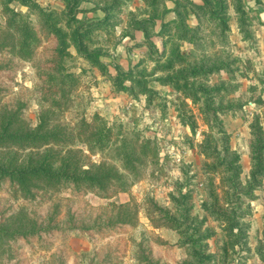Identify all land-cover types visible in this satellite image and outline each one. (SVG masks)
Here are the masks:
<instances>
[{
  "label": "trees",
  "instance_id": "trees-1",
  "mask_svg": "<svg viewBox=\"0 0 264 264\" xmlns=\"http://www.w3.org/2000/svg\"><path fill=\"white\" fill-rule=\"evenodd\" d=\"M12 1L0 0L5 17V24L0 25V186L7 188L16 203L8 209L0 208V264H32L28 252L38 250L50 252L40 264H123L122 256L127 246L122 240L123 230L133 224L135 215L128 205H117L110 200L144 178L148 166L158 164L159 152L157 144L146 138L137 127H128L118 120L111 121L98 111L93 112L91 117L87 115L83 94H77L86 68L80 67L77 71L75 65L78 58L88 61L110 81L116 92H127L132 98L145 95L151 102L158 95L146 70L139 69L144 59L129 70L116 65V73L113 74L102 60L104 51L96 47L99 33L111 35L115 32L119 24L117 14L130 0H61L64 4L61 11L42 6L36 0H20L28 8L25 12L12 8ZM149 1L150 6L156 9L159 0ZM84 3H94L91 11L100 9L104 12L103 17H78L79 12L88 11L83 9ZM234 4L236 12L243 17L245 11L241 0H235ZM191 6L199 17L202 11L217 20L225 32L228 7L223 0H203V4L197 5L192 2ZM181 8L186 9L187 5L178 1L175 8L178 17L163 23L162 27L166 29L174 23L181 41H194L197 39L195 27L185 25V13ZM156 16L159 15L154 12L152 18L135 20L133 25L145 34L144 41L149 48L146 55L155 62L151 74L164 70L165 74L157 77L161 83L172 85L194 101L204 98L205 119L211 124L219 110L235 105L218 104L214 100V92L221 86L200 82L198 78H208L212 73L228 68L227 64L220 60V63L190 64L188 68L175 70V60L182 57L179 46L173 47L171 55L166 57L167 63H161L168 42L163 41V49L160 50L146 29L155 25ZM26 63L33 68L32 89L20 85L14 100L2 101V92L6 88L3 75L8 73L11 80L16 78L15 75ZM13 72L15 75L11 74ZM30 91L36 95L40 106L36 124L24 116L29 107ZM250 101L264 105L260 96L252 95ZM78 105L82 107L73 125L60 120V115L75 106L78 108ZM182 120L189 122L193 132L196 131V122L183 116ZM252 131L255 134L251 143L252 168L245 189L241 188L239 181L242 173L240 156L228 150L220 156L216 146L212 145L214 139L206 141L209 148L207 154L216 159L208 168L215 170L223 167L230 192L234 190L238 202L242 201L240 194H249L253 198L264 183V132L259 121L252 125ZM218 132L222 133L226 149L229 135L223 126ZM93 155H100L101 160L93 161ZM62 188L70 191V195L65 197V217L61 216L63 200L54 199L52 193ZM89 194L108 200L109 206L98 204L91 209L89 205L87 208L77 206ZM211 195L218 203L216 192L211 190ZM191 197L192 191L182 190L181 187L178 196L171 195L175 212L158 205L155 211L158 220L182 235L178 244L189 251L193 260L186 259L181 264H208L209 255L204 254L202 246L205 243L202 240L210 237L211 233L202 235L204 222L192 215ZM19 199L28 206L20 204ZM204 207L218 219L228 222L226 233L234 243L247 244V228L244 229V222L241 221L245 215L240 214L239 209L234 211L239 214L231 217L227 210H210L212 206L208 204ZM75 233L87 236L93 247L70 259L64 247ZM112 239L115 248H112ZM58 241L60 244L54 249ZM142 242H136L137 246L142 247ZM8 246L11 249L5 251ZM105 247L106 250L101 252ZM260 252L264 259L261 249ZM136 256L142 264H160L145 250Z\"/></svg>",
  "mask_w": 264,
  "mask_h": 264
},
{
  "label": "rangeland",
  "instance_id": "rangeland-1",
  "mask_svg": "<svg viewBox=\"0 0 264 264\" xmlns=\"http://www.w3.org/2000/svg\"><path fill=\"white\" fill-rule=\"evenodd\" d=\"M36 1L45 7L59 11L64 9L61 0ZM178 1L187 5V8H181V11L185 13L183 15L185 25L195 27L197 39L195 38L194 41H181L174 23L169 24L166 29L162 27L163 23L178 17L175 10ZM223 1L228 7L225 32L221 30L217 20L202 11L199 17L193 10L191 3L203 4V0H159L156 9L150 6L149 0H130L122 8V12L117 14L119 24L115 32L111 35L105 32L99 33L96 47L104 51L102 60L111 73H116V65L129 70L144 59L139 69L146 70L151 85L158 92L151 102L147 101L145 95L135 99L127 92H116L110 81L102 76L97 68L91 67L88 61L82 58L76 61L77 71H80V67L86 68L82 87L78 88L80 90L77 94H83V106H87V115L91 117L93 112L98 111L111 121L118 120L128 127H137L146 138L152 139L157 144L159 152L158 164L148 166L144 178L136 182L128 191L119 192L110 200L117 205H128L135 215L133 224L123 230L125 233L122 240L127 245L126 252L122 256L123 264H142L136 254L141 255L143 250L150 253L160 264H181L186 259L193 260L189 251L178 244L182 237L181 233L158 220L155 211V206L158 205L175 212L171 195L178 196L181 187L182 190L192 191V215L204 222L202 235L211 233L210 237L202 240L205 243V246H202L204 254L209 255L206 261H209L208 264L229 262L264 264L260 252L261 249L264 253V183L262 188L256 190L253 198L249 194H240L242 201L238 202L234 190L230 192L226 181L227 173L223 167L215 170L208 168L216 159L207 154L209 148L206 144L209 138H213L212 145L216 146L220 156L226 154L227 150L240 156L242 173L239 181L241 188L245 189L252 168L251 143L255 139L252 125L259 121L264 132V105L250 101L252 95L264 99V0H241L245 11L243 17L235 10V0ZM10 6L24 12L28 10L20 0H13ZM82 7L88 11L79 12L77 15L80 18L87 16L97 19L104 15L100 9L91 11L94 3H84ZM154 12L159 15L154 17L155 25L146 29L160 50L163 49V41L168 42L161 63H167L166 57L171 55L173 47L179 46L182 57L175 60V70L188 68L190 64L211 65L216 61L220 63V60L227 64L228 68L214 72L208 78L202 76L198 78L200 82L221 86L220 90L214 92V100L218 104L235 105L232 108L227 105L229 108L219 110L217 118H213L211 124L205 119L204 98L200 97L199 101H194L172 85L161 83L157 77L164 75V70L151 74L155 62L146 55L149 48L144 41L145 34L142 30L135 29L133 25L135 20L152 18ZM4 24L5 17L0 4V25ZM11 74L15 75L14 72ZM15 76L16 78L11 80L8 73L3 75L6 88L2 92V101L11 98V101L14 100L20 85L32 89L34 77L31 64L26 63ZM28 96L29 107L24 116L26 120L36 124L40 106L36 95L30 91ZM78 106L60 115V120L73 125L81 111L82 106ZM182 116L197 123L195 132L189 122H183ZM220 126H223L229 135L226 149L222 142V133L218 132ZM91 159L97 162L101 160V156L93 155ZM211 190L216 192L218 203L213 200ZM226 192L230 194L227 195ZM52 193L54 199L63 200L61 216L65 217L67 213L65 197L70 195V191L62 188ZM9 198L11 196L7 188L0 186V208L8 209L16 203L15 198H11L10 201ZM17 201L27 205L22 199ZM81 201L77 205L80 208H87L89 205L88 208L91 209L98 204L109 206L108 200L99 199L91 194ZM205 204L212 206L210 210H227L231 217L239 214L234 213L239 209L240 214L245 215L241 221L244 222V229L247 228V244L234 243L235 241L226 233L228 222L212 215L205 209ZM112 241V248H115L114 239ZM140 241H143L142 247L137 246ZM59 244L60 241L55 244L54 249ZM199 245L201 246V243ZM92 247L87 236L75 233L68 238L64 251L71 259L75 254L90 251ZM106 247L101 252L106 250ZM9 249L10 246L6 247L5 251ZM49 253L41 250L30 251L28 257L32 264H40Z\"/></svg>",
  "mask_w": 264,
  "mask_h": 264
}]
</instances>
